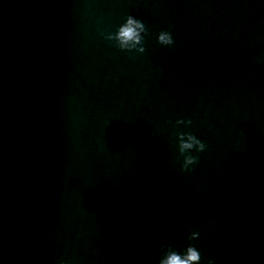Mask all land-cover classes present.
Wrapping results in <instances>:
<instances>
[{
  "label": "water",
  "instance_id": "95a60500",
  "mask_svg": "<svg viewBox=\"0 0 264 264\" xmlns=\"http://www.w3.org/2000/svg\"><path fill=\"white\" fill-rule=\"evenodd\" d=\"M128 14L143 54L102 35ZM193 230L264 264V0H0V264H157Z\"/></svg>",
  "mask_w": 264,
  "mask_h": 264
},
{
  "label": "clouds",
  "instance_id": "9594fccd",
  "mask_svg": "<svg viewBox=\"0 0 264 264\" xmlns=\"http://www.w3.org/2000/svg\"><path fill=\"white\" fill-rule=\"evenodd\" d=\"M148 34L144 22L138 17L128 14L114 28L102 33L109 44L121 52L143 54L145 52L144 37ZM156 42L161 46L171 47L174 44L173 35L167 30H161L156 35ZM176 126L190 128V119H177ZM175 150L181 172H191L197 163V156L193 153H202L206 144L191 131H178L175 133ZM182 158V159H181ZM200 232L193 230L189 233L187 247L177 250L172 245L162 247L157 264H202L200 250L195 246ZM206 264H213L208 260Z\"/></svg>",
  "mask_w": 264,
  "mask_h": 264
}]
</instances>
